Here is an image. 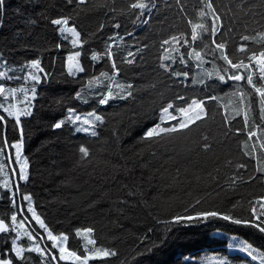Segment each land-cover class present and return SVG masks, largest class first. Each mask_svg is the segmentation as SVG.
<instances>
[{
  "label": "trees",
  "instance_id": "obj_1",
  "mask_svg": "<svg viewBox=\"0 0 264 264\" xmlns=\"http://www.w3.org/2000/svg\"><path fill=\"white\" fill-rule=\"evenodd\" d=\"M132 2L85 0L78 5L76 0L71 3L69 0H5L6 9L0 17L3 20L0 71L20 79L0 77V84L6 89L30 88L32 81L26 82L23 77L31 71L28 63L33 59L41 61L47 74L45 79V73H40L42 83L37 85V97L32 101L33 115L21 118L22 157L28 160L29 167L28 179L17 180V193L21 199L31 196L33 208L54 233L69 236L71 250L83 252L85 241L76 237L75 230L90 227L94 229L91 238L97 241V246L118 253L115 257L89 260V264H200V259L209 255L227 260L228 264H260L264 258V234L254 228L213 218L171 224L165 235L169 226L163 222L183 214L185 208L193 215L196 210L214 208L239 218H251L250 205H256L260 211L257 200L264 197V174L255 169L256 158L264 159L257 142H264V133L255 125L264 128V122L259 118V98L246 80H228L230 73L225 74V81H220L214 65L220 69L227 65L219 59V52L209 49L215 48L212 44L215 40L226 42L230 57L233 53L242 55L236 51L241 44L259 51L260 43L243 41L241 37L264 31V7L260 6L264 0H211L221 18L216 22L218 30L215 36L210 31L203 33L194 43L189 21L204 23L211 29L212 16H200L202 9L207 11L208 0H146L151 11L144 10L142 15L140 10L129 7ZM61 16L68 17L69 26L74 25L80 32L85 42L82 47L74 48L69 37L65 39L66 34L62 36L57 26L51 24L52 19ZM29 18L35 23H27ZM181 33L191 47L202 51L203 62L187 56L190 44H184L182 39L176 45L179 52L168 53L174 60L163 61L169 65L165 71L160 67V57L171 45H164L163 41ZM205 43L208 49L203 47ZM108 44L112 45L113 59L119 69L115 79L133 85L132 96L100 105V93L107 89L102 85L89 88L87 81L101 71L113 74L112 61L106 56L91 60L92 51L103 53ZM74 49L81 51L80 63L85 71L69 76L64 59ZM181 55L184 63L180 61ZM129 59L133 61L131 64L125 62ZM173 72L188 75L175 76ZM254 79L259 83L258 76ZM107 83L105 80L104 84ZM240 90L252 93L251 97H245L244 103L240 102ZM77 92H81L83 100L76 98ZM16 96L23 99L22 92L18 91ZM249 98L254 104L245 126L243 113L237 116L233 109L244 108ZM193 99L203 101L206 115L201 120L178 134L143 139L148 128L161 123L163 107L173 105L169 111L175 119L162 123L171 127L182 118L176 109L187 107ZM68 108L75 109L82 117L93 110L102 114L105 121L95 129L98 135L76 132L79 122L54 129L52 124L63 119ZM0 114L7 116L2 109ZM5 130L9 144L20 139L13 118H7L6 125L0 126V147ZM249 130L257 135L249 139ZM245 142L249 150L252 144H257L254 156L244 155ZM205 144L209 147L205 148ZM81 145L90 153L84 160L80 159ZM6 154L11 155L14 166L18 163L15 150L4 148V159L0 155V162H5L8 170L10 162ZM237 164L246 167L237 168ZM235 177L240 179L233 184ZM9 178L14 186L10 170ZM10 194V190H1L0 218L9 224L14 212L18 222L21 221L16 201L12 203ZM21 201L29 217V202ZM26 225L25 230L35 233L27 222ZM32 226L38 230L34 223ZM14 236V232L0 235V251L5 248V240L10 246ZM25 238L21 233L17 242L26 245ZM161 238H165L162 245ZM242 241L252 246L251 255L242 250ZM46 244L45 248L50 250V244L47 241ZM154 244L158 246L152 247ZM149 248L152 250L148 251ZM30 255L33 264H39L37 254ZM49 264L57 262L49 260ZM58 264L69 262L58 261Z\"/></svg>",
  "mask_w": 264,
  "mask_h": 264
},
{
  "label": "snow or ice",
  "instance_id": "obj_2",
  "mask_svg": "<svg viewBox=\"0 0 264 264\" xmlns=\"http://www.w3.org/2000/svg\"><path fill=\"white\" fill-rule=\"evenodd\" d=\"M72 0H69L71 3ZM78 5L84 4L85 0H76ZM264 7V3L260 5ZM129 7L134 10H140V14L142 15L144 10L151 11L149 7V3L146 0H134V2L130 3ZM151 7H155V4H152ZM205 8L207 11L205 12L203 9L200 11V16L205 17L208 15L212 16V25L211 29L205 25L204 23H193L189 21L191 24V42L194 43L198 39H201L202 34L206 32H211L212 36L216 35L217 32V24L216 22L219 21L221 18L216 13V9L213 7L211 0L205 4ZM6 9L5 0H0V17H3L4 12ZM17 12L20 11L18 7L16 9ZM27 23H35L34 20L28 19ZM51 24L57 26L59 33L64 36L65 33L71 34V44L73 47H82L85 43L80 38V32L77 31L76 27L69 26V18L68 17H58L51 20ZM3 25V20L0 19V26ZM116 27L118 28L119 25L117 24ZM100 28H103V25H100ZM67 39V36H64ZM183 39L184 44H190L189 40L184 38V34L181 33L180 36H172L169 39L163 41L164 45H171V49L165 48L164 52L165 55L160 57L162 63L160 67L165 71L169 70V65L164 63L163 61L174 60V57L168 54L170 51L172 52H179V49L176 45L180 44L181 40ZM243 41H255L256 43L261 44V48L259 51L257 50H250L247 48L246 44H241L237 47L236 51L241 53V56H233L230 57L228 52L226 51V42H217L215 40L212 41V44L215 45L214 49H209V51L215 53L219 52V59L223 60L227 67L220 69L216 68L214 65L215 75L220 81H225V74L227 75V79L231 81H242L246 80L248 86L253 89V92L256 97H258V104H259V118L261 122H264V31L257 32L254 36L244 35L241 37ZM203 43V41L201 40ZM56 47H60L59 44ZM205 49L209 48L208 44H203ZM112 45H106V48L103 53H99L97 51L91 52V60L97 61L102 57L106 56L108 60L112 61L111 67L113 70V74L110 75L106 71H101L99 75H92L89 77L87 81V86L91 88L93 85H102L107 89V91H102L100 93L98 103L100 105H106L109 103L110 100L113 99H120L125 100L132 96V87L131 84H121L116 81L115 76L118 74L119 69L113 59V52L111 51ZM129 56L132 55L131 52L128 53ZM80 56L81 51H74L67 57V72L69 76H74L76 73H82L85 71L84 67L80 63ZM187 56L190 58H195L198 62H203V55L202 51L197 50L195 47H191L190 44V51H188ZM247 60V63L245 62ZM181 63H184V56H180ZM128 64H131L132 60L125 61ZM199 66V64H198ZM29 71L23 79L27 82L28 80L32 81V86L30 88L22 87L20 89L17 88H5L3 84H0V96L3 97V102L0 103V109L3 110V113H6L7 116L0 114V126H5L7 123V118H13L14 126L19 129L20 139L17 141L9 144L6 136L3 139V147H0V155H4V148H12L15 150V162L19 164V179L20 180H27L28 179V160L22 157V149H23V136L24 130L22 127V117H30L33 115L32 112V101L37 97V85L42 83V77L40 73H45L44 68L41 66V61L39 59H33L28 63ZM243 70V73L241 72ZM11 71V69H9ZM175 76L183 75L187 77L188 73L184 72H173ZM209 76L212 73H208ZM258 76V81L254 79V77ZM0 77H4L8 80L11 79H20V77H13L9 76L7 72L0 71ZM45 79L47 78V74L45 73ZM108 81L107 84H104V81ZM195 83V80L193 81ZM203 83V81H201ZM239 90V85L236 86ZM113 89H116L114 91ZM23 93V99L19 100L16 96L17 92ZM235 94V93H234ZM251 97L252 93H246L242 90L239 91L240 102L244 103L245 97ZM76 98L83 100V96L81 92L76 93ZM209 99H216V97H209ZM10 101H17L16 103ZM84 102H87L86 100ZM17 103L23 104V107H18ZM7 104V106H5ZM253 104L254 100L249 98L247 100V104L244 108H234L233 112L237 116L243 113V121L245 126L249 123V113L253 111ZM173 108V105L169 103L166 107L161 109V116L160 120L161 123L155 124L154 127L148 128L143 136V139L153 140L157 137L163 138L165 136H171L172 134H178L182 132L184 129H187L189 125L194 124L197 120H201L204 115H206L205 107L203 101H199L193 99L187 107H180L177 108L181 114V120L179 123L174 124L171 127L162 126V123L165 120H174L175 116L169 111V109ZM227 117H225V121L227 122ZM105 121V118L102 114H98L95 110L88 112L86 116L82 117L81 115L76 113V110L73 108L67 109V115L63 118L58 120L57 122L52 124L54 129L62 128L66 123H71L72 125H76L77 122H80L81 126L75 127L76 132H84L89 134L92 137H96L98 135L97 131L95 130L99 125H102ZM256 128L260 129L262 133H264V128L261 125H255ZM239 131V129H238ZM257 133L255 131L249 130L248 137L251 139L255 137ZM205 139H207L205 137ZM259 143V150L264 152V142L257 141ZM205 148L209 146L207 144L204 145ZM244 155L245 156H254L257 151V144L254 143L251 145L249 150V145L247 142L244 143ZM80 159L84 160L87 158L90 153L89 149L81 145L79 147ZM246 165L244 164H237V168H244ZM5 169V164L0 162V173H3ZM256 172L264 174V159L256 158ZM236 179H240V177H235L232 180L234 184ZM252 179V177H249ZM4 188L9 187V183L7 180L3 182L2 185ZM24 200L28 201V212L31 213L32 220L35 221L37 225H39L40 229H43L44 233H46L47 241L50 242V250L42 247L39 243L35 241V237L39 235L38 233L28 232L25 231L24 235L28 237L32 244L29 247H23L17 243L20 237V229L24 227V222L21 220L18 222L17 214L14 212L11 215V227L9 224L5 222L4 219H0V233H4L10 235L11 232H15L16 236L12 237L10 246L7 245V240H5V248L4 250L0 251V264H33L31 255L32 253H36L39 259V264H49L50 261H65L69 262V264H89V260L95 259H105L107 257H115L117 256V252L114 249H110L103 246H97V241L94 238H91L94 229L92 228H77L75 230L76 237H82L85 243L83 244V252L78 254L77 250H71L69 247V236L65 233H54L49 226L45 223V221L37 214L35 209L31 203V196L25 195L23 197ZM200 201L197 200L196 204H199ZM257 204L259 205L260 211H257L256 205H250L251 210V218H239L234 217L231 213L227 212H220L218 209H200L196 210L194 215L189 213L188 208H185L183 214H176L173 216L171 221H164L166 227L165 235L168 231H170L171 224H181V223H190V222H198V221H207L213 218H219L225 221H230L232 224L235 225H243L247 227L254 228L258 230L260 233L264 234V197H261L257 200ZM189 207H192L189 205ZM235 207V205H233ZM43 239V237H41ZM165 243V238L160 239V244ZM241 244L243 245L242 250L249 251L252 246L247 242L242 241ZM91 246V247H89ZM158 245H153L152 247H157ZM152 249L149 248L148 251ZM58 252V257L55 254ZM28 253L29 255H26ZM252 252L249 251V255ZM258 257L253 256V259H257ZM219 264H228L227 260H221ZM260 264H264V258L260 259Z\"/></svg>",
  "mask_w": 264,
  "mask_h": 264
},
{
  "label": "rangeland",
  "instance_id": "obj_3",
  "mask_svg": "<svg viewBox=\"0 0 264 264\" xmlns=\"http://www.w3.org/2000/svg\"><path fill=\"white\" fill-rule=\"evenodd\" d=\"M65 34H66L67 37H69L68 40L71 41V38H72L71 37V34L70 33H65ZM75 48H78V47H75ZM74 51H79V50L78 49H74L73 51H70L69 53L66 54V58L64 59L65 60V67H66V69H67V57H68V55H70ZM77 74L78 73H76L75 75H77ZM79 126H81V125L79 124ZM7 156H10V155L6 154V159H7ZM2 157L4 159V155H2ZM9 162H10V166L11 167L8 166L9 167L8 170H5L4 169V172L3 173H0V189L1 190H10L11 191V194H10L11 195V199L13 201L12 203H14V201H16L15 204H16L17 208L19 209L18 211H19V215H20L19 220H22L24 222V227L19 230L20 231V236H21V233H24L25 231L32 232V231H30V229L29 230H25V227L28 228V226L26 225V222H27V224L30 226V228L32 229V227H33L35 233H38L39 234V235H37L38 238L35 237V241L37 243H39L41 246H43V247H48L47 244H46V241H47L46 233H44L43 229H40L39 228V225H37L35 223V221L32 220L31 213L28 212V215H29V217H28L27 214H25V212L22 209V201L21 200H23V199H21V197L17 193V188H16V183H17V180L19 179L18 173H19L20 166H19V164H16V166H14V161L12 160L11 156L9 157ZM3 163L5 165H7L5 162H3ZM9 170L11 172V176H12V179H13L12 182L15 184L14 186H12L11 182H9L10 181V178H9ZM5 180H7L8 183H9V187L8 188H4L2 186L3 185V182ZM23 181H25V180H23ZM14 192H15V194H14ZM9 220H10V224L9 225L11 226V219H9ZM32 223H34L36 225V227L42 233V235H41V233L36 228H34V226H32ZM15 236H16V233H15ZM42 236H43V239H41ZM25 239H26L25 240L26 245H23V242H17V243L20 244L23 247H29L32 244V241H30L27 236H26ZM48 243L50 244V242H48ZM55 254L58 256V252H56ZM221 260H222L221 258H216V257L211 256V255H209V256H203L200 259V264H219V262Z\"/></svg>",
  "mask_w": 264,
  "mask_h": 264
},
{
  "label": "water",
  "instance_id": "obj_4",
  "mask_svg": "<svg viewBox=\"0 0 264 264\" xmlns=\"http://www.w3.org/2000/svg\"><path fill=\"white\" fill-rule=\"evenodd\" d=\"M0 197H1V194H0ZM1 219V218H0ZM6 222V221H5ZM7 223V222H6ZM2 233H0V235H1Z\"/></svg>",
  "mask_w": 264,
  "mask_h": 264
}]
</instances>
